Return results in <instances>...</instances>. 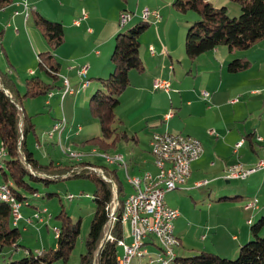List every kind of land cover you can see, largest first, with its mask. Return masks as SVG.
Returning a JSON list of instances; mask_svg holds the SVG:
<instances>
[{
	"label": "crops",
	"instance_id": "crops-1",
	"mask_svg": "<svg viewBox=\"0 0 264 264\" xmlns=\"http://www.w3.org/2000/svg\"><path fill=\"white\" fill-rule=\"evenodd\" d=\"M209 1L216 6L222 3L231 4V0ZM148 2L138 8V13L142 15V9L149 7L158 9L160 17L149 20L151 26L141 34L139 55L143 62V69H130V83L120 95L122 101L125 97V110L119 104L116 113L125 128L119 129L118 127V129L125 130L128 138L125 139L126 153H117L125 156L129 175H143L146 171L156 174L158 168L154 163L150 145L154 132H182L198 138L203 145V153L192 162L188 180L177 188L181 192L176 189L167 192L165 201L170 206L178 208L183 191L202 201L206 196L213 200L216 197L231 198L232 196L228 195H236L238 200L234 202L214 200L215 203H209L208 212L212 215L213 211H216L214 213L216 218L210 217L208 222L199 228L202 239H204L201 241L204 244H207V239L211 234L212 246L215 244L214 241L218 246H222L230 239L231 246L228 249L235 252L243 242L252 237L253 223L262 219L261 231L264 229V169L257 170L245 178H226L228 165L241 161L246 166H252L260 159H264V37L245 49L230 50L226 44H220L191 58L185 47V38L191 26L187 27L181 15L183 12L174 7L173 0L161 4L158 1ZM128 8L130 6L125 5V0L11 1L5 7L0 8V30L2 31L0 33V70L4 71L2 73L0 71V84L3 85V76L10 75L12 85L17 89V93L22 95L25 93V81L28 77L38 74L49 80V77L39 69L37 61H39L40 52L51 51L61 62L59 71L61 78L62 76L68 77L74 88V92L70 95L81 93L80 90L87 92L90 85L91 92L100 88L102 78L113 69L112 53L115 48L116 35L122 31L119 18L121 12L129 11ZM38 14L48 16L53 18L51 20L63 24V39L56 48L48 42L37 25ZM83 14L85 17L79 24H76L74 20ZM234 58H240L246 62V65L239 70L232 71L229 64ZM175 61L180 64V68L175 67ZM80 65L88 67L89 78L88 86L82 89L79 83L81 79L76 71V67ZM90 78L96 80L91 81ZM155 78L169 79L171 81L170 91L154 88ZM202 90L210 92V97L205 98ZM67 95L62 98L61 94L54 89V94L50 97L47 93L30 97L33 105L28 102L29 107L28 109L26 107L27 111L25 110L32 116L31 121L34 123V129L30 134H34L36 138L39 137L38 129L42 132L41 135L46 134L47 136L45 129L49 127L51 129L57 119L64 118L66 122L64 128L56 131L52 137L49 136L50 131H48L49 138L47 139H52L46 143L54 145L59 142L62 151L70 147L82 152V156L77 159L68 158L67 164L83 160L90 162L92 166L107 168L108 166L93 163V160L89 158L96 155L105 159L98 149L90 144L99 141L97 138L101 136V132L95 133L96 131L88 127L90 123L84 112L86 99L79 95L73 100L69 98L65 104ZM47 96L50 99H47ZM51 98L56 102L62 100L61 110L54 108ZM233 98L237 100L230 102ZM35 99H37L36 102ZM71 101L73 106L70 104ZM45 103L52 105L55 109L51 119L45 116L39 117L38 115L43 113L42 110L39 111L33 107L34 104L41 107ZM22 107L25 109L23 105ZM257 136H261L262 139L258 140ZM240 140H243V143L235 149ZM120 141L111 148L119 149ZM78 142L80 148L77 145ZM34 144L33 147L30 145L28 137V145L34 158L42 163L47 156V151L45 149L41 151L43 148L38 139ZM34 147H38V154L42 157L36 155ZM55 147L52 146L51 150L55 151ZM2 148L0 140V150ZM97 159L99 158L96 157ZM51 160L54 164L66 165L63 161L65 158ZM104 161L110 164L106 159ZM110 167L114 168L117 165L111 164ZM118 170L123 171L124 169L119 168ZM124 172L127 176L125 170ZM40 174L46 173L41 172ZM205 180L206 182H203ZM224 180L228 184L224 185ZM0 182H5L1 168ZM50 195L47 194L48 197ZM34 196L39 199L46 197L40 192ZM255 197L258 199V206L247 207L248 202ZM27 200L30 207L24 208L25 213L22 214L23 217L17 226L22 233L34 230L35 235L38 234L41 237L44 235L42 225L51 223L55 215L49 212L47 206L32 205V201ZM225 203L232 205L226 209ZM44 207L47 208L46 211H42ZM38 211L43 217L41 220L34 217V213ZM179 216L176 220L180 218ZM122 225L124 227L122 238L130 242L132 236L128 225L125 226L124 222ZM54 226L59 227V224L53 222L51 233L54 232ZM49 228L47 229L51 230ZM177 230L178 227L175 225V232L179 239L178 246L183 247L178 250L179 252L176 249L177 254H191L193 251L190 247H186L188 245L185 242L190 239L189 230L184 226L180 227L179 232ZM49 235L52 236V234ZM53 236L54 239L51 237L50 243L55 247V239L58 235L54 232ZM41 243L43 247L37 252H42L47 248L46 241L42 239ZM144 245L153 254L159 247L153 236H147ZM120 247L118 245V250ZM203 248L206 249L207 245ZM18 249H15L16 252ZM197 251L200 252V250ZM118 252L120 254V251ZM146 260V256L134 258L132 264H144ZM178 262L180 261L176 264Z\"/></svg>",
	"mask_w": 264,
	"mask_h": 264
},
{
	"label": "trees",
	"instance_id": "trees-1",
	"mask_svg": "<svg viewBox=\"0 0 264 264\" xmlns=\"http://www.w3.org/2000/svg\"><path fill=\"white\" fill-rule=\"evenodd\" d=\"M11 1L13 0H0V8L5 7ZM233 1H237L240 5L238 16H231L226 5L216 6L209 0L173 1L178 11L195 10L201 15V18L188 29L185 38L186 51L191 58L220 44H226L230 50L245 49L264 37V0ZM36 23L48 42L56 48L63 39V24L41 14H38ZM149 25V20L142 19L128 30L117 33L112 53L113 69L102 78V86L92 95L90 110L99 118L101 125V136H98L97 143L104 147H115L118 141L128 138L125 130H119L117 126H114L120 120L117 117L116 108L121 102V93L130 83V69H143V62L139 55L140 36ZM38 56L39 68L49 77V80L38 74L28 77L25 81V93L22 95L17 93V89L12 85L10 75L3 76V85H0V140L7 154L0 160L2 176L4 181L11 185L12 192L17 199L24 203L28 199V191L32 195L39 192L37 188L31 186L29 179L42 180L48 185L51 181L64 178L63 174L72 167L81 166V171L72 172L66 178L88 176L94 181L96 190L92 195L95 210L85 240L86 249L80 255V264H118L117 241L124 236L121 216L123 200L128 193L119 176V167L108 166L104 169V172L112 176L117 183L121 204L115 211L117 219L111 228L113 239H105V231L109 227L111 204L115 196L111 182L99 173L85 169V164L91 165L87 161L82 160L66 165H57L52 161L42 164L34 158L28 145V137L34 129V123L31 121L32 116L22 107L23 97L46 94L63 87V79L59 74L61 62L51 51L40 52ZM245 65L246 62L240 58H234L230 61L229 68L235 71ZM6 89H9L11 94H8ZM41 172L54 177L43 176ZM82 195L79 194V197ZM59 217L62 223L59 224L60 233L57 236L56 247L48 251L44 249L42 252H36L23 245L25 254L22 257L9 259L3 264H54V261L58 259L67 260L80 234L81 226L80 221L73 222L72 218L64 212H61ZM262 225V219L253 223L252 237L240 245L238 254L234 258L202 250L190 255H178L176 262L180 261L183 264H264ZM22 238V231L17 224L13 223L10 205L0 200V245L10 246L15 250L21 246Z\"/></svg>",
	"mask_w": 264,
	"mask_h": 264
},
{
	"label": "rangeland",
	"instance_id": "rangeland-1",
	"mask_svg": "<svg viewBox=\"0 0 264 264\" xmlns=\"http://www.w3.org/2000/svg\"><path fill=\"white\" fill-rule=\"evenodd\" d=\"M148 1H154V2L158 1L161 4L163 2L166 3L168 0H125V5L130 6V8H128V10H129V12L133 13V16L131 17V19L126 24L121 25L122 31L128 30L129 28L136 25L137 22L142 20V19H140V17L142 18V15L138 13V8L143 7V5L145 3H149ZM230 3H231L230 5L222 3V4H218V6L226 5L228 7V12L231 16H238L240 14L239 3L237 1H233V0H231ZM147 5H149V4H147ZM157 7L159 8L160 5L158 4ZM181 15L183 16L184 21L187 23V27H190L192 24H194L196 21H198L201 18V15L195 10H188L186 12H183ZM48 18L53 19L50 17H48ZM152 19H155V18H152ZM188 25H190V26H188ZM149 26H151V24ZM37 64H38V61H37ZM175 67L177 69L180 68V64L177 61H175ZM0 71H1V73L4 72L3 70H0ZM90 79H91V81L96 80L95 78H90ZM75 88H79V87H75ZM80 88H81V86H80ZM60 90L61 89H56V91H58V93L61 92ZM96 90H97V88L93 92H91V85H90L87 92L86 91L83 92L84 90H80L81 93L78 92L75 95H70V93H69L66 97L65 104L67 103V100L69 98L73 100L75 96H79V95L81 96V98L86 99V103L84 106V112H86V115L88 116V122L90 123V125L88 127L90 129H92L93 131H96L95 133H100L101 132V125H100L99 118L97 116H95L93 113H91V110H90L91 98H92V95L94 94V92ZM46 98L50 99L48 96ZM51 99L54 103V108H56V110L58 108L61 110L62 109V105H61L62 100L56 102L53 98H51ZM36 101H37V99H35V102ZM169 101H170V99H169ZM28 102H31L30 104L33 105L32 98L23 97L22 105L25 107V110H26V107H27V109L29 107ZM70 104L73 106L72 101ZM120 106L122 107V109L125 110V97H124L123 101L121 100ZM33 107H34V109H37L39 111L42 110L41 112H43V113L39 114L38 115L39 117L45 116L46 118L51 119L54 116L55 109L50 104L45 103V105L41 106V107L35 106V104H34ZM48 109H50V111H48ZM124 119H125V116H124ZM58 120L59 119H57L56 121H58ZM65 125H66V122L64 120L62 127L60 126V131L64 128ZM114 126L119 127V129L125 128V125L123 123H120V121H118ZM49 129H50V127L45 129L47 131V136H46V134L41 135L42 132H40V130H38V129H37V132H38L39 137L36 138L34 136V134L29 135V142H30V145L32 147L35 146V144H34L35 140L38 139V141L41 143L42 148H43L41 151L43 152L44 149L47 151L46 152L47 156L44 159V161H42V163L48 164V163H51V161H52L51 159L58 160L60 158L61 159L65 158V160H63V161H64V163L67 164L69 162L68 158L77 159V157L82 156V152L73 150L70 147H66L64 149V151H62V148H61L59 142H56V144H54V145L52 143H46L48 140L50 141L52 139V138L47 139V138H49L48 137V131H50L52 128L50 130ZM83 137H85V135H83ZM125 143H126L125 140H121L118 143L119 149L111 148V147H104L100 143H90L92 145V147L94 146L98 149V152L101 153V155L104 158L106 156L111 157L110 159L107 160L110 164H108L104 161L106 158L103 159L100 156L93 155V156H90L89 158L92 159L93 163H95V164L110 167L111 164H113V163L116 164V159H117L116 157H118L120 155L123 157V160H125V163L120 164V162H119V164L122 166H120L119 164H117V166L119 168L124 169L127 173V162H126L125 156L121 153H119V154L117 153V152H122L124 154L126 153L125 152L126 151L125 150ZM150 143H151V140H150ZM79 144L80 143L78 142L77 145L80 148ZM91 145H90V147H91ZM52 146H56L55 151L51 150ZM66 146H68V145H66ZM129 148H127L128 151H129ZM68 149H70V150H68ZM34 150H35V153L37 156L42 157L41 154H38V150H39L38 147L37 148L34 147ZM104 150H106L107 152H103ZM69 151H70V153H69ZM152 155H153V153H152ZM96 157L99 159L96 160ZM111 160H113V161H111ZM154 160H155V158H154ZM84 166H91V165H84ZM72 168H80L78 170V172L81 171V166H79V165L74 166ZM101 169L104 170V168H101ZM124 170L123 171L118 170V173H119V176H121L123 186H125L126 191L129 192L132 190L133 187L132 188L130 187L131 184L129 183L128 179L130 177L132 178V176H134V175H129L127 173V176H125ZM92 171H94V170H92ZM95 172H97V171H95ZM190 174H191V172L181 181V185H183L188 180ZM226 174H228V169L226 171ZM104 175H105V178L107 179V181L111 182V185L114 188L113 183H112V179H113L112 176H110L106 173ZM62 177H64V178H60L59 180H56V181H51V182H49L48 185L45 184V182L42 180L29 179L31 186L34 188H37L40 193H42L46 196V197H43L42 199H39V198L35 197L34 195H32L31 192L28 191V193H29L28 199L32 201L31 204L32 205L33 204H36V205L42 204V207L47 206V208H49V212H53V214L55 216H53V221L51 223H47V224L44 223L42 225L43 230H44V235H41L42 238L38 234L35 235L34 230L33 231H31V230L23 231V238H22L23 242H21V247H19L18 252H16V250L11 248L10 246H1L0 245V264H3L5 261L12 259V258L22 257L25 254V252H24L25 247H23V245L33 249L36 252L39 251V249H41L43 247V245L41 243L42 239H43V241H46V243H47L46 244V246H47L46 251L50 250V248H54L52 246V244L50 243V238L52 237L54 239V236H53L54 232L51 233V231H52L53 222L57 223V224L62 223L60 217L59 218L57 217V215L59 216L61 214V212H64L68 216H70L72 218L73 222L80 221L81 231H80V234L78 235V237L76 239L75 246L72 248V250L69 254L68 259L67 260H64V259L55 260L54 264H80V255L86 249L85 248V240H86V236L88 234L89 226H90V223H91V220H92V217L94 214V210H95V201H94V198H92V195L95 193L96 185H95L94 181L88 176H71V177L66 178V175L64 174ZM28 178H30V177H28ZM3 183L9 184V183H5V182H3ZM223 183H224V185L228 184V183H226L225 180L223 181ZM176 191L181 192L179 189H176ZM48 193L51 194L49 197L47 196ZM69 193H75V194L82 193L83 195L80 197H76L73 200H69L67 198V194H69ZM85 193H87L88 195H85ZM11 194L14 196V194L12 193V189H11ZM114 194H115V196H114L115 199L113 198V200H116V198H117L119 201V203H117L118 205L116 206V209H115V210H117V208L121 205L120 200H119V196H118V190L117 191L114 190ZM116 194H117V197H116ZM181 194L183 196L180 200L179 205L177 206L178 207L177 209L180 212V216H179L180 218L178 220H176L175 225L178 227L177 232L180 231L181 226H184L186 229L189 230L190 239L186 240L185 242L187 243L186 245H188L186 247L187 248L190 247V249H192L191 251H193V252L191 254L198 253L199 251H197V250L202 251V250L207 249L206 251L217 253L219 255H222L223 257H230V258L236 257L239 249H237L238 251L236 250L235 252H233L231 249H228L231 246V240L230 239H228L227 243H223L222 246H218L216 244V242L214 241L215 244H213V246H212L213 241L211 240V234H210L209 238L207 239V244L206 243L204 244L201 241L204 239H202V233H201V230L199 228L202 227V225H204L206 222H208V219L210 217H212L213 219L216 218L214 215V213H216V211H213L214 213L212 215H210V213L208 212L209 203H211V204L215 203L214 200H217V201L218 200H225V201L234 202L235 200H238V199H236L237 196L234 194H230L228 196H232L231 198L216 197L217 199L213 198V200H211L209 198V196H206L204 201H202V199H198L196 197H193L190 195V193H188L186 191H183ZM39 200H41L42 202H40ZM113 200H112V204H111V209H112L113 205L115 206V202L117 201L116 200L113 203ZM18 201H20V200H18ZM27 201L28 200H26L24 202V204L22 205V207L20 209L22 214L25 213L24 208L30 207V205L27 203ZM21 203H22V201H21ZM231 205L232 204H230V203H225V208L226 209L230 208ZM11 216H12V220H14L13 219L14 217L12 214V208H11ZM48 227H50L49 229H51V230H48L47 229ZM21 229H22V227H21ZM261 232L264 233V229ZM49 234H52V236ZM149 236H151V235H149ZM55 241H56V246H57V239H55ZM178 243H179V239H178L177 243L173 245V246H175L174 247V251H175L174 252V254H175L174 259L175 260L173 259L174 263L176 262V258L178 256V254H176L177 251L183 249V247L178 246ZM202 245L203 246L207 245V248L204 249ZM39 246H41V247L38 248ZM176 249H177V251H176ZM193 249H197V250H193ZM119 251H120V253H122L123 248L120 247ZM177 264H183V263L178 262Z\"/></svg>",
	"mask_w": 264,
	"mask_h": 264
},
{
	"label": "built area",
	"instance_id": "built-area-1",
	"mask_svg": "<svg viewBox=\"0 0 264 264\" xmlns=\"http://www.w3.org/2000/svg\"><path fill=\"white\" fill-rule=\"evenodd\" d=\"M133 16L132 12L123 11L121 12L119 23L121 25L126 24L131 17ZM85 15L74 20L76 24H79L81 19ZM160 12L158 9H151L145 7L142 9V19L152 20V18H159ZM72 68V66H70ZM88 67L86 65H80L76 67L78 76L80 77V86H84L85 82L89 81L87 75ZM63 87L60 90L62 98L69 93L74 92L70 80L66 76H62ZM1 80V76H0ZM1 83V81H0ZM154 88L164 89L165 91H170L171 81L169 79L155 78L153 81ZM50 96L54 94V90H51L47 93ZM202 95L205 98L210 97V92L207 90H202ZM237 98H233L230 102H235ZM64 118L56 121L50 130L49 136L52 137L56 131H60V125L63 123ZM213 131V130H211ZM156 136H161V138L167 139V146H155V143H150L151 152L155 153V160L157 162L158 172L156 174H161V165L170 164L169 176H167V182H156V174H153L150 171L144 172L142 176H132L133 188L126 194L123 200V212L121 216V221L125 223V226L128 225L129 232L132 236L130 242H126L123 238H120L117 243L123 248V252L118 254L117 260L118 264H132L134 258L147 257V260L144 264H176L169 263V255H175L170 251V236H177L175 232V220L180 215V212L177 208L170 206L165 201V194L171 190L177 189L181 184H177L173 175L171 173L172 165L183 166L184 172L187 174L191 172V164L193 161L198 159L203 153V145L201 141L189 134L182 132H154ZM258 140H261V136H257ZM243 143V140H240L236 144V148ZM169 145H177L179 149L183 151V158L179 159H167L165 154H162V147H169ZM6 154V151L2 148V156ZM116 163L119 164V161L116 159ZM84 168L89 170L97 171L103 178H105V172L103 169L96 166H84ZM228 175L226 178H245L251 173L264 169V159H260L252 166H246L241 161L230 164L227 166ZM80 168H71L68 172L64 173L66 176L70 175L72 172H77ZM63 174V175H64ZM47 176V174H43ZM54 177L53 175H48ZM57 176V175H56ZM106 179V178H105ZM107 180V179H106ZM203 182H206L203 181ZM203 182H199L200 184ZM114 190L117 191V185L112 179ZM0 193L8 194V196L14 197L11 194V185L4 184L0 182ZM79 197V194L69 193L67 198L73 200L74 198ZM117 197V194H116ZM115 199V197H114ZM117 200V201H116ZM113 200L115 206H112L110 211L109 218V227L105 233V239H113L111 233V228L114 225L115 220L117 219L115 214L116 206L119 203L118 199ZM24 203L16 200V222L23 217L21 213V207ZM248 206H258V199L255 197L248 202ZM47 208L44 207L42 211H46ZM34 217L38 219H43L41 212L38 211L34 213ZM133 217H140L141 227H133ZM54 232L59 235L60 228L54 226ZM153 236L158 245L159 239H168V248L158 247V250L153 254L151 251L144 245L145 239L147 236Z\"/></svg>",
	"mask_w": 264,
	"mask_h": 264
},
{
	"label": "bare ground",
	"instance_id": "bare-ground-1",
	"mask_svg": "<svg viewBox=\"0 0 264 264\" xmlns=\"http://www.w3.org/2000/svg\"><path fill=\"white\" fill-rule=\"evenodd\" d=\"M88 83H89V81L88 82H85L84 83V86H82V87L83 88L87 87L88 86ZM62 125H63V123L60 126L62 127ZM151 143H155V146H167V139L161 138V136H156L155 134H153L152 135V139H151ZM68 150H70V149H68ZM69 153H70V151H69ZM162 154H165V158H167V159H179V158H183V151L181 149H179V147H177V145H169V147H162ZM153 156L155 158V153H153ZM3 157L4 156H2V149H1L0 150V160ZM105 158H106V160H108L111 157H107L106 156ZM116 158L118 159V161L120 162V164L125 163V160H123V157L122 156L119 155ZM111 161H113V160H111ZM154 163L157 166V162L155 161ZM116 165H117V163H116ZM120 166H122V165H120ZM169 172H170V164H163V165H161V174H156V182H167V176H169ZM171 173L173 175V178L177 182V184H181V181L190 172H188L186 174L184 172V170H183V166L172 165L171 166ZM227 175L228 174H226V176ZM134 176H142V175H134ZM128 181L131 184V186L133 187V180H132L131 177L128 179ZM5 183H7V182H5ZM0 200H3L6 203L7 202L9 203L10 207L12 208V214H13V217H14L13 218L14 219L13 220V223L14 224H17L18 222H16V200H17L16 196L13 199L12 197L8 196V194L0 193ZM133 227H141V219H140V217H133ZM177 241H178V236H170V251L173 254L175 252L174 251V247L175 246H173V245L176 244ZM159 245H160L161 248H168V239H159ZM174 257H175V255H169V263H174V260H175Z\"/></svg>",
	"mask_w": 264,
	"mask_h": 264
},
{
	"label": "water",
	"instance_id": "water-1",
	"mask_svg": "<svg viewBox=\"0 0 264 264\" xmlns=\"http://www.w3.org/2000/svg\"><path fill=\"white\" fill-rule=\"evenodd\" d=\"M0 85H1V84H0ZM6 92H7L8 94H10L9 91H8L7 89H6Z\"/></svg>",
	"mask_w": 264,
	"mask_h": 264
}]
</instances>
